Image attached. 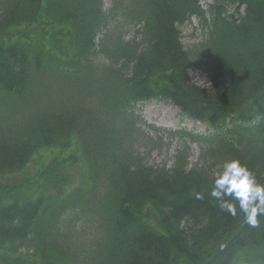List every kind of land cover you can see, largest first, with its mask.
Returning a JSON list of instances; mask_svg holds the SVG:
<instances>
[{"label":"trees","instance_id":"1","mask_svg":"<svg viewBox=\"0 0 264 264\" xmlns=\"http://www.w3.org/2000/svg\"><path fill=\"white\" fill-rule=\"evenodd\" d=\"M153 99L207 128L170 166ZM232 157L264 181V0H0V264H264V217L208 195Z\"/></svg>","mask_w":264,"mask_h":264},{"label":"rangeland","instance_id":"2","mask_svg":"<svg viewBox=\"0 0 264 264\" xmlns=\"http://www.w3.org/2000/svg\"><path fill=\"white\" fill-rule=\"evenodd\" d=\"M211 0H201V5L205 8L207 3ZM107 5V4H106ZM132 29L130 32L132 33ZM128 33V36H131ZM201 35L200 22L196 18H192L189 23H186L181 27V40L183 44L190 45L196 42ZM192 75L195 77L193 80L200 84V81H205L206 77L203 73L197 72L195 70L191 71ZM141 119L142 123H138V127L144 132L146 136L155 138L158 135L162 136V145L151 151L149 154V159L158 165L166 163L171 164L172 158L174 156L175 150L181 143L178 137H169L163 133H157L148 125H154L159 128L169 129V130H186L193 133L204 134L207 131L206 126L189 120L187 118H182L177 109L169 104L158 102L152 100L141 105ZM190 161L192 163L196 162L200 156L199 144L189 143Z\"/></svg>","mask_w":264,"mask_h":264},{"label":"clouds","instance_id":"3","mask_svg":"<svg viewBox=\"0 0 264 264\" xmlns=\"http://www.w3.org/2000/svg\"><path fill=\"white\" fill-rule=\"evenodd\" d=\"M208 195L223 212L231 216L242 214L250 227H258L259 218L264 217V181L238 157L222 162ZM195 198L204 199V193H195Z\"/></svg>","mask_w":264,"mask_h":264}]
</instances>
